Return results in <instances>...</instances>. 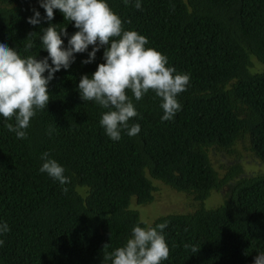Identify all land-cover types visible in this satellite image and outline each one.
Returning <instances> with one entry per match:
<instances>
[{"label":"trees","instance_id":"1","mask_svg":"<svg viewBox=\"0 0 264 264\" xmlns=\"http://www.w3.org/2000/svg\"><path fill=\"white\" fill-rule=\"evenodd\" d=\"M108 3L125 29L145 35L147 47L190 75L178 96L182 108L161 120L160 98L149 90L133 99L139 115L129 123H139L140 133L111 140L99 124L104 109L77 90L80 76L103 62L101 46L93 62L81 63L87 52L76 53L54 74L26 138L0 116V221L10 227L0 235V264H109L105 254L134 225L144 226L132 202H152L155 180L195 202L191 212L149 222L168 221L169 256L161 264H253L264 251V171L246 174L240 159L264 164V0H142L139 9L134 0ZM33 8L44 16L38 0H0V40L39 59L47 55L41 28L76 29L58 9L51 21L31 25ZM253 60L261 70H252ZM45 151L64 166L66 184L38 171ZM211 151L234 156L233 163H221L220 172ZM214 191L221 201L207 206Z\"/></svg>","mask_w":264,"mask_h":264},{"label":"clouds","instance_id":"2","mask_svg":"<svg viewBox=\"0 0 264 264\" xmlns=\"http://www.w3.org/2000/svg\"><path fill=\"white\" fill-rule=\"evenodd\" d=\"M38 3L44 16L35 8L31 9L32 15L27 17L29 24L38 25L42 19L51 21L54 9H58L64 19L74 22L76 31L69 35L66 26L57 29L52 23L41 28L40 49L47 55L39 59L37 54L22 56L16 47L0 40V116L6 119L7 129L17 138H26L25 130L31 118L37 110L46 108L50 99L48 85L54 74L67 70L75 61L76 53L87 52L81 63L93 62L101 46H104L103 62L98 63L90 75L80 76L77 90L83 101H93L104 109L99 124L111 140L119 141L122 132L130 137L140 133L139 123H129L139 115L133 99L141 100L149 90L160 98L161 120H171L181 110L178 96L187 89L190 75L178 72L168 64L166 55L147 47L145 35L125 29L124 21L111 9L108 0H38ZM134 3L137 9L141 8L142 0H134ZM62 37L67 38L66 44ZM33 44L34 41L29 40L25 50H31ZM129 90L131 97L127 94ZM12 118L15 124L7 123ZM40 159L38 171L62 185L69 181L64 166L49 152H43ZM142 223L144 226L132 227L121 246L105 254L104 259L109 264H161L168 259L169 247L163 231L168 221ZM8 231V223L0 221V235ZM4 243L0 239V246ZM253 264H264V251L257 252Z\"/></svg>","mask_w":264,"mask_h":264},{"label":"rangeland","instance_id":"3","mask_svg":"<svg viewBox=\"0 0 264 264\" xmlns=\"http://www.w3.org/2000/svg\"><path fill=\"white\" fill-rule=\"evenodd\" d=\"M253 66L252 70H261L262 66L257 63L255 60L252 61ZM212 161L213 164L220 172L222 169L219 167L221 163L224 164H231L233 163L234 156H222L217 155L216 151H211ZM240 163L243 166L246 174L248 173H259L264 171V164L260 162H256L252 159L249 155H244L240 159ZM156 181V180H155ZM154 186L155 190L153 192V201L148 204H134V207L138 210L140 218L145 222H151L156 216L161 214H167L169 212H191L195 208V202L192 196L178 192L174 189L165 186V184H161V182H155ZM223 193L214 191L210 197L207 199L206 204L207 206H215L218 202L221 201Z\"/></svg>","mask_w":264,"mask_h":264}]
</instances>
